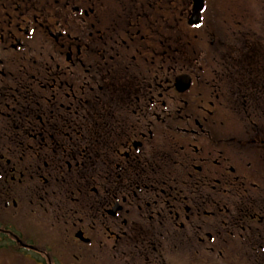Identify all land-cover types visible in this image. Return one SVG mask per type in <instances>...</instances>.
Wrapping results in <instances>:
<instances>
[{
  "label": "flooded vegetation",
  "instance_id": "1",
  "mask_svg": "<svg viewBox=\"0 0 264 264\" xmlns=\"http://www.w3.org/2000/svg\"><path fill=\"white\" fill-rule=\"evenodd\" d=\"M0 251L264 264V0H0Z\"/></svg>",
  "mask_w": 264,
  "mask_h": 264
},
{
  "label": "rangeland",
  "instance_id": "2",
  "mask_svg": "<svg viewBox=\"0 0 264 264\" xmlns=\"http://www.w3.org/2000/svg\"><path fill=\"white\" fill-rule=\"evenodd\" d=\"M241 127L242 126L240 120L235 119V129L237 128L240 129ZM0 264H21V263H18L17 259L8 258L7 254L3 253V251H0Z\"/></svg>",
  "mask_w": 264,
  "mask_h": 264
}]
</instances>
